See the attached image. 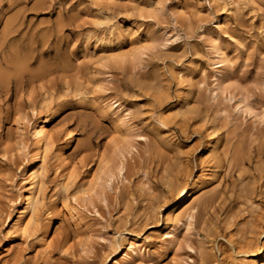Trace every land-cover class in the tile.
I'll list each match as a JSON object with an SVG mask.
<instances>
[{
  "label": "rangeland",
  "instance_id": "1",
  "mask_svg": "<svg viewBox=\"0 0 264 264\" xmlns=\"http://www.w3.org/2000/svg\"><path fill=\"white\" fill-rule=\"evenodd\" d=\"M133 26L155 47L123 59L115 53L130 48ZM216 43L231 61L217 96ZM103 47L116 59L100 61ZM113 103L142 138L120 140ZM44 119L55 144L38 227L22 237L13 226L21 175ZM61 153L80 175L68 199L93 232L86 247L63 209L62 178L73 169L58 167ZM102 160L110 187L72 200ZM194 184L191 228L166 238L179 187ZM133 242L147 258L137 264H156L155 255L169 257L162 264L175 255L178 264H249L264 248V0H0V264H113Z\"/></svg>",
  "mask_w": 264,
  "mask_h": 264
},
{
  "label": "bare ground",
  "instance_id": "2",
  "mask_svg": "<svg viewBox=\"0 0 264 264\" xmlns=\"http://www.w3.org/2000/svg\"><path fill=\"white\" fill-rule=\"evenodd\" d=\"M130 30H131V33L129 34V38H128L130 48L127 49L126 51L120 48L119 51L121 52L118 51L117 53L116 51L115 54L118 55L121 53L123 59H125V57L127 56H136L138 58L139 57L141 58V56H143L146 53V51L150 49V48L143 49L142 46L143 45H154L156 41L153 39V37L147 34L146 35L142 34L143 32H141L139 27L133 26L130 28ZM105 49L103 47L98 51L97 58L100 61H107L109 59L113 60L114 57L116 56L109 53L111 51L110 49H109L110 50L109 52ZM211 53H212L213 58L216 59L215 64H217L216 67L218 68V70L216 71L217 74L214 77L215 83L213 87V92L215 96H217L220 93L222 94L227 90L228 79L226 78V76H224L223 70L225 67L231 64V61L225 49L222 48L221 45H218L217 43L214 45ZM113 104L110 105L109 108L111 109L110 111H113L112 114L115 115L113 123L119 135L118 137L120 138V140L122 142L129 144L135 138H140V137L142 138V136L137 133L135 127H133L130 124L129 110H127V108L126 110H123L122 105L118 103H117L118 105H115V104L113 105ZM238 107H239L240 112L248 113L245 107L241 106V104L238 105ZM101 108L105 112L109 111V109L107 110L106 107H101ZM24 120H26L27 123L20 125L18 128L19 135L21 137L19 146L22 148V150L23 149L25 150L27 148V143L24 140V138H25V135L28 134L27 129L30 127L29 126L30 120L27 119L26 116L24 117ZM50 121L51 120L49 119L40 120L32 127L33 137L35 139L36 146H37L36 149L38 150V152L35 155V159L29 162V164L27 165V168L23 171L21 175V185L22 186L20 190L23 189L24 194L21 195V202H20L21 205L18 209L17 219L13 225L15 233L22 237L30 236L31 232L35 230L39 224V212L41 211V208L43 206L44 191L47 185L46 178H47L48 169H49V160H50L49 154L55 144L54 135L52 133V130L50 129V123H51ZM118 151H120V155L123 156L121 147H118ZM56 158L59 162L58 167H65L66 170L73 169L71 171L69 170L68 172H66L62 178V184H61L62 190L67 192V196L64 199L63 209L69 215V217L74 219L78 223V225L81 227V229H83L85 239L82 240V246L86 247L87 243L94 238L93 232L90 229L85 227L84 225L85 223L81 216L80 211L76 207L72 206L68 199L69 190L76 184V181L80 175L75 169V166L72 165V163H67L68 159L66 158V155L64 153L59 154ZM74 164H76V162H74ZM109 165L110 163L103 160V163L101 162L99 170L96 173L88 172L86 174L84 182L78 188L79 193L88 192L89 189L92 187H96V190L98 193L100 189H103L105 186L109 184V181L111 180L113 181L112 179L113 172L111 171L112 169H110L111 165L110 166ZM123 168L125 167L123 166L122 169ZM120 172H121V169H120ZM94 179L96 182L95 185L93 184ZM108 187L110 186L108 185ZM104 190L102 191L104 192ZM14 191H19V188L13 187L12 189L5 190V192L8 194ZM178 191H179L178 193L179 197H178L177 205H175L176 207L170 213V218H169V222L172 225L169 227L167 226L168 230L165 232L166 238H172L174 240H177L178 233L182 232V230L188 231L191 228L194 218H195V210H196L194 201L197 199L198 194H199V191L195 187V184L192 187H187L185 185L181 186L179 187ZM91 196L92 195L89 194L88 196H84V197H91ZM7 198L10 204L16 203L12 199H10L9 196H7ZM25 229H27V234L25 233ZM48 232L49 233H45L42 236L44 248L45 246L48 247V245L50 244L51 232L50 231ZM129 245H130L129 253L124 254V256H122V258L120 259H116L113 264H137L146 258L145 253H143L141 249L137 248L134 242L130 243ZM148 258L150 259L151 257L148 256ZM167 258L169 257H166L164 255H155L151 258L150 261L151 263L155 262L156 264H162L164 262V259L167 260ZM178 260H179V257L176 255L171 257V261H173L174 264H178L179 263ZM249 264H264V248L258 253L257 260Z\"/></svg>",
  "mask_w": 264,
  "mask_h": 264
},
{
  "label": "snow or ice",
  "instance_id": "3",
  "mask_svg": "<svg viewBox=\"0 0 264 264\" xmlns=\"http://www.w3.org/2000/svg\"><path fill=\"white\" fill-rule=\"evenodd\" d=\"M110 2H111V0H110ZM148 11L151 12V11H153V10L149 9ZM149 18H151V17H149ZM152 47H155V46H154V45H143V46H142L143 49H148V48H152ZM114 59H116V57H114ZM19 119H20V118L17 117V120H18V121H19ZM112 139L115 140L116 137H113ZM109 142L111 143V141H109ZM3 159H4V160H8V156H4ZM101 162L103 163V160H102ZM74 171H75V169H74ZM121 171H123L122 166H121ZM110 183H111V181H109V184H110ZM93 184H94V185L96 184L95 179L93 180ZM89 194H91V195H93V196H96V195H97L96 187H92V188H90L88 192H83V193H79V194H77V195H73V196L71 197V199L74 200V201H78V200H79V197H80L81 195H83V196H88ZM25 233L27 234V229H25ZM190 250H191V249H190Z\"/></svg>",
  "mask_w": 264,
  "mask_h": 264
}]
</instances>
